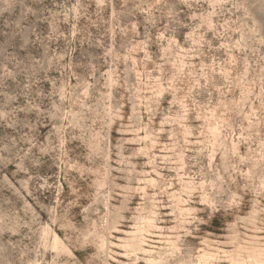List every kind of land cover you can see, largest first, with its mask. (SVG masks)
Instances as JSON below:
<instances>
[{
	"label": "rangeland",
	"instance_id": "rangeland-1",
	"mask_svg": "<svg viewBox=\"0 0 264 264\" xmlns=\"http://www.w3.org/2000/svg\"><path fill=\"white\" fill-rule=\"evenodd\" d=\"M0 264H264V0H0Z\"/></svg>",
	"mask_w": 264,
	"mask_h": 264
}]
</instances>
